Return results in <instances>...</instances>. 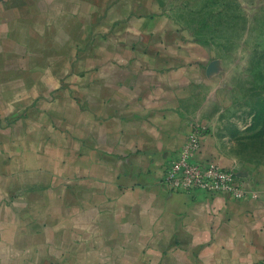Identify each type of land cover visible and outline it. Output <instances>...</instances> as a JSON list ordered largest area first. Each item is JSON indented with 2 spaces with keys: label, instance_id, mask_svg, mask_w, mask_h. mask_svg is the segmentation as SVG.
I'll return each mask as SVG.
<instances>
[{
  "label": "crops",
  "instance_id": "0c3cea01",
  "mask_svg": "<svg viewBox=\"0 0 264 264\" xmlns=\"http://www.w3.org/2000/svg\"><path fill=\"white\" fill-rule=\"evenodd\" d=\"M215 55L158 0H0V264H255L264 165L220 151ZM255 198L180 194L190 136Z\"/></svg>",
  "mask_w": 264,
  "mask_h": 264
},
{
  "label": "rangeland",
  "instance_id": "374dc122",
  "mask_svg": "<svg viewBox=\"0 0 264 264\" xmlns=\"http://www.w3.org/2000/svg\"><path fill=\"white\" fill-rule=\"evenodd\" d=\"M196 42L210 49L221 85L215 137L241 163L264 165V0H158ZM261 111L259 118L257 114ZM198 136L195 133L190 136Z\"/></svg>",
  "mask_w": 264,
  "mask_h": 264
},
{
  "label": "built area",
  "instance_id": "2783aa9c",
  "mask_svg": "<svg viewBox=\"0 0 264 264\" xmlns=\"http://www.w3.org/2000/svg\"><path fill=\"white\" fill-rule=\"evenodd\" d=\"M199 149L200 138H190L180 153L165 164L164 182L170 191L189 195L203 191L210 198L228 195L237 200L256 197L244 189L233 169L224 168L215 160L198 158ZM255 264H264V260Z\"/></svg>",
  "mask_w": 264,
  "mask_h": 264
},
{
  "label": "trees",
  "instance_id": "16d2710c",
  "mask_svg": "<svg viewBox=\"0 0 264 264\" xmlns=\"http://www.w3.org/2000/svg\"><path fill=\"white\" fill-rule=\"evenodd\" d=\"M261 114V111L257 114V118H259V115Z\"/></svg>",
  "mask_w": 264,
  "mask_h": 264
}]
</instances>
